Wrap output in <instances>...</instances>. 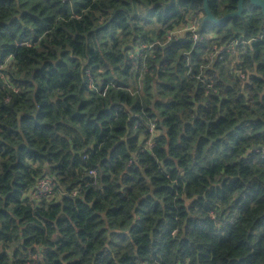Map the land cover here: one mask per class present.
<instances>
[{"label": "clouds", "instance_id": "clouds-1", "mask_svg": "<svg viewBox=\"0 0 264 264\" xmlns=\"http://www.w3.org/2000/svg\"><path fill=\"white\" fill-rule=\"evenodd\" d=\"M0 264H264V0H0Z\"/></svg>", "mask_w": 264, "mask_h": 264}]
</instances>
